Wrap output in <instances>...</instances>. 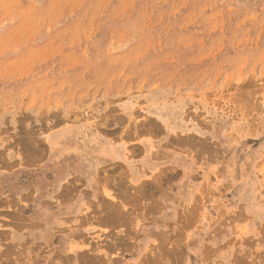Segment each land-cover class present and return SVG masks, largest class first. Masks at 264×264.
I'll return each mask as SVG.
<instances>
[{
    "label": "rangeland",
    "instance_id": "obj_1",
    "mask_svg": "<svg viewBox=\"0 0 264 264\" xmlns=\"http://www.w3.org/2000/svg\"><path fill=\"white\" fill-rule=\"evenodd\" d=\"M0 264H264V0H0Z\"/></svg>",
    "mask_w": 264,
    "mask_h": 264
},
{
    "label": "crops",
    "instance_id": "obj_2",
    "mask_svg": "<svg viewBox=\"0 0 264 264\" xmlns=\"http://www.w3.org/2000/svg\"><path fill=\"white\" fill-rule=\"evenodd\" d=\"M57 149L58 148L55 150ZM63 150H65L64 153H73V151L69 149V145H67ZM91 150L93 151H87L83 155H78L77 159L79 161L78 163H74L73 167L70 165L65 166L64 163L61 164V170H57L59 175H67L68 181H71L72 178H75L76 181L81 183L83 182L85 186L88 184L91 185L93 191L98 192L99 197L101 198L105 197V193L103 192L104 189L112 191L114 195V191L116 189L115 183L123 180L125 176L130 179L128 174L132 170L144 174V179H146L149 175L150 169L147 168L146 160L144 159L145 151L140 148H136L134 151L129 142L124 143L123 148L122 145H116L111 141L100 140L92 147ZM163 155L166 159V162L159 165L174 164V160H168L169 157L173 155L168 156L167 152H165ZM74 157H76V155ZM67 159L70 158L67 157ZM85 166L90 167L89 170L91 171L88 170V172H86L85 170L87 168ZM69 170H71L72 173H70ZM55 182L56 180H53L52 182L53 190V184ZM111 200H113V198H111Z\"/></svg>",
    "mask_w": 264,
    "mask_h": 264
},
{
    "label": "bare ground",
    "instance_id": "obj_3",
    "mask_svg": "<svg viewBox=\"0 0 264 264\" xmlns=\"http://www.w3.org/2000/svg\"><path fill=\"white\" fill-rule=\"evenodd\" d=\"M54 145H55V144H54ZM119 190L122 191L123 189H119V188H118V191H119ZM123 191L125 192V190H123ZM123 191H122V192H123ZM116 192H117V191H116ZM119 192H120V191H119ZM110 204H111V203H110ZM110 204H109V205H110ZM109 205H108V206H109ZM110 206H111V205H110ZM116 206L118 207L117 204H116ZM116 206H115V207H116ZM119 206H121L120 203H119ZM115 207H114V208H115ZM111 210H112V209H111ZM107 212H108V211H107ZM119 212H121V211H118V212L116 211V213H119ZM103 214H105L104 216L106 217V213H103ZM107 214H108V213H107ZM114 214H115V213H114ZM114 214H112V218H114V217H113ZM120 215H121V213H120ZM107 216H109V215H107ZM123 217H124V216H123ZM114 219H115V218H114ZM117 219H118V218H117ZM117 219H115L114 221H116ZM107 220H108V221L110 220V216L108 217ZM121 220H122V219H121ZM110 221H111V220H110ZM119 221H120V220H119ZM119 221H118V222H119Z\"/></svg>",
    "mask_w": 264,
    "mask_h": 264
}]
</instances>
